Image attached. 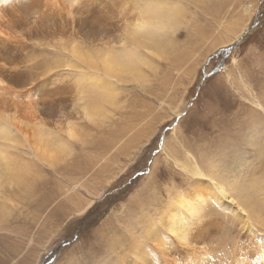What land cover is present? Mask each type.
<instances>
[{
    "label": "rangeland",
    "instance_id": "rangeland-1",
    "mask_svg": "<svg viewBox=\"0 0 264 264\" xmlns=\"http://www.w3.org/2000/svg\"><path fill=\"white\" fill-rule=\"evenodd\" d=\"M56 1L13 6L20 50L7 43L0 50L20 74V94L37 104L52 151L20 127V147L10 156L28 166L7 168L0 264H32L40 253L35 264H127L135 247L147 252L143 264L164 250L204 264L242 252L248 262L264 244V223L257 226V212L264 221V0H154L182 12L175 32L157 58L141 50L153 62L143 67V82L110 80L114 101L93 123L83 116V79L102 73L88 71L70 49L79 46L96 62L121 44L145 0H67L71 16L65 0ZM194 166L205 176L193 177ZM218 181L226 190L219 207L204 205L184 227L190 248L176 245L165 229L171 205L196 191L212 196ZM178 213L190 218L183 208ZM150 231L167 240L166 249L144 239Z\"/></svg>",
    "mask_w": 264,
    "mask_h": 264
},
{
    "label": "bare ground",
    "instance_id": "bare-ground-1",
    "mask_svg": "<svg viewBox=\"0 0 264 264\" xmlns=\"http://www.w3.org/2000/svg\"><path fill=\"white\" fill-rule=\"evenodd\" d=\"M20 1L23 4L28 3L29 8L31 7L30 4H34L36 2V0H0V50H3L4 52H6L4 48L7 44L14 45L15 48L20 50V34L15 30V21L13 22V20L9 18V16H14L13 12L15 11V8L13 6L20 5ZM57 2L59 1L43 0L42 7H57ZM64 3L68 7L65 14L71 16L72 12L70 8L72 3H69L67 0H65ZM223 5L224 3L217 4L213 10L217 14H220V12L223 11ZM140 6L141 9L139 11L138 18L133 24L132 29L126 30L123 34L121 44L117 47L106 48L97 58L96 62H93V57L91 56L92 53L89 51L84 50L79 46H74L73 49L72 47L70 49L72 50V56L74 58H76L83 65L89 67L88 71L102 73V76H88L83 79L86 83L83 91L87 94V100L86 108L83 107L82 110L84 114L83 116L88 120V122H95L96 118L102 115L105 106L113 103L114 93L112 91L116 90V88L110 84V80L114 79L119 82L125 78L129 81L140 83L146 79L142 69L143 67L151 69L148 62H153L147 58L148 56L141 53V50L145 49L150 56L157 58L156 50H159L158 48L164 49L167 47L169 43L166 41L170 36L169 33L175 32L174 27H176L177 20L182 14L180 9L165 5L163 1L145 0L142 1ZM60 10L64 12L63 9ZM244 11L248 13L250 11L249 7H246ZM48 15L49 14H45V16ZM241 29L242 27L233 32L232 39L238 37ZM7 61V57L0 52V204H2L1 201L4 194V184L8 166L15 165L16 163L28 166L26 163H21L19 157H14L15 159H12V156H10V150L15 151L18 147H20V127L32 128L36 133L38 141L43 143L47 150L52 152L47 145L50 140L44 137L45 133L41 130L42 127L38 124L41 120V116L37 104L33 101L31 95L20 94V74L14 72L12 67L8 66ZM99 77H103L107 80H102ZM68 127L70 130L67 129L66 134L68 136L72 135V138L76 139L77 137H75L76 133L73 125H68ZM41 143L40 146H42ZM253 143L254 142H252V144ZM237 163H241V165H243V162H241L240 159ZM192 171L193 177L205 176L201 173L197 166H194ZM221 174L218 176L222 178ZM222 184L223 183L220 181H218V183H213L214 191L212 192V196L211 193H208L209 196L205 197L203 193L196 191V193H193V195L189 196V198L187 196L180 195L176 199L175 203L171 205L170 216L165 229L168 234L173 236L176 245L178 244V246L182 245V247H189L192 244L188 241L190 238H188L189 235L184 234V227L188 225L191 226L193 224V219H196L197 221L200 219L204 205L211 204L212 206L215 205L216 208L219 207L220 197H225L226 194V190ZM81 188H83V185L81 184L78 188H76L78 195H81L79 193V189ZM98 194V191L94 193L92 195V199L87 202L76 214L80 215L84 213L87 207L92 205L94 197L98 196ZM75 208L77 211L78 208ZM180 208L184 209V214L182 215L190 214V218L187 221H183V217L176 219ZM2 210L3 209L1 207L0 215L3 213ZM241 210L242 208L236 212H242L243 214L246 213ZM257 211L261 212L260 209ZM230 212L234 214V216H237L235 210L231 209ZM248 222L249 224H252L253 220L251 216L248 217ZM160 223L162 224V221H160ZM263 223L264 221H261L260 214L257 212V226L259 225L261 230L263 229ZM151 234L152 233L150 231L148 235H144V239L156 240L158 242L157 244H159L158 247L166 249L168 246L167 240L163 237ZM52 243H54V241ZM155 243L156 242L154 241V244ZM257 245L258 247L256 246L257 248L255 247V251H253L250 255L253 260H251L252 258H249V261L245 262L247 256L244 255V257H242L243 253L241 252L238 256L232 255L230 257H226L224 259L225 263L222 264H264V244L263 242H259ZM42 250L46 251L47 247H43ZM129 252L133 254V259L126 258L127 264H140V258L144 257L145 260L149 258L147 256V252L140 251L136 247L134 249H129ZM165 252V250L157 252L158 254L156 258H159L160 264H204L203 261L200 263L191 261L187 258L188 255H185L186 258L183 257L185 259L181 260L180 258H177L176 255H170V252L165 254ZM40 255L41 253L36 255L32 264L37 262ZM192 255H194V253ZM159 260L155 262L156 259L151 258L146 264H159Z\"/></svg>",
    "mask_w": 264,
    "mask_h": 264
}]
</instances>
